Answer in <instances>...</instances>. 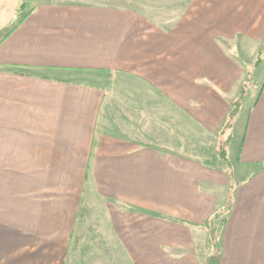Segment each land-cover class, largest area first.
I'll return each instance as SVG.
<instances>
[{
  "label": "crops",
  "instance_id": "1",
  "mask_svg": "<svg viewBox=\"0 0 264 264\" xmlns=\"http://www.w3.org/2000/svg\"><path fill=\"white\" fill-rule=\"evenodd\" d=\"M31 2L5 23L0 0V264H203L229 192L210 264H264V61L229 175L180 150L187 116L217 136L238 92L200 65L187 87L179 22L131 0Z\"/></svg>",
  "mask_w": 264,
  "mask_h": 264
},
{
  "label": "rangeland",
  "instance_id": "2",
  "mask_svg": "<svg viewBox=\"0 0 264 264\" xmlns=\"http://www.w3.org/2000/svg\"><path fill=\"white\" fill-rule=\"evenodd\" d=\"M131 1L139 10H146L152 14L155 23L160 26L165 28L174 26L176 30L179 22L180 31L185 30L187 87L195 66L200 65L203 83L229 88V95L238 92L235 100L239 97L241 88L246 89V95L241 103L242 109L238 114L241 123L242 114L246 113L256 95L255 87L258 88L256 81L259 72L256 71L257 68L251 67L260 49L264 61V0ZM23 2L28 6L27 8L32 6L31 0H5V23L8 14L11 13L12 16L14 8L16 11L18 4ZM171 127L173 128L172 123ZM170 134L174 135L173 131ZM178 137L180 150L185 151L186 155L204 161V167L215 165L214 154L220 142L218 135L200 129L198 124L193 123L187 116L185 131ZM228 148L230 153V147ZM3 166L5 167V164ZM227 199L228 197H224L223 206L226 205ZM218 223L219 221L216 225ZM209 246L208 236L207 244L203 246L201 254H207L208 257L211 253Z\"/></svg>",
  "mask_w": 264,
  "mask_h": 264
},
{
  "label": "trees",
  "instance_id": "3",
  "mask_svg": "<svg viewBox=\"0 0 264 264\" xmlns=\"http://www.w3.org/2000/svg\"><path fill=\"white\" fill-rule=\"evenodd\" d=\"M25 3L20 5V8H23ZM262 49L257 54V59L252 69L258 68L262 63ZM246 95V89L244 87L241 88L239 97L232 103L231 110L227 115L226 121L224 122L222 128L218 132V139L220 142L217 144V150L215 152V165H206L210 168H215L221 170L223 172H227L229 175L231 174V168L228 160V146L232 138V128L235 121L238 118V114L241 109V103L243 101L244 96ZM222 140V141H221ZM232 203V193H228V199L225 207L216 213H214L211 218L207 221L205 225V230L209 236V247L210 254L205 261V264H210L213 260L218 257L220 253V243H219V235L225 224V216L231 209ZM223 217V218H222ZM219 223L216 225V222Z\"/></svg>",
  "mask_w": 264,
  "mask_h": 264
}]
</instances>
